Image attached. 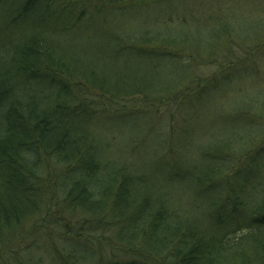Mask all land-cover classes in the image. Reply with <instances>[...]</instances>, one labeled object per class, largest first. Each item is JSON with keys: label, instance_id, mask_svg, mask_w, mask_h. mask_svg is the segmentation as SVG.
<instances>
[{"label": "trees", "instance_id": "trees-1", "mask_svg": "<svg viewBox=\"0 0 264 264\" xmlns=\"http://www.w3.org/2000/svg\"><path fill=\"white\" fill-rule=\"evenodd\" d=\"M185 5L0 0V264H264V34Z\"/></svg>", "mask_w": 264, "mask_h": 264}, {"label": "rangeland", "instance_id": "rangeland-1", "mask_svg": "<svg viewBox=\"0 0 264 264\" xmlns=\"http://www.w3.org/2000/svg\"><path fill=\"white\" fill-rule=\"evenodd\" d=\"M186 5L185 8L193 6L196 12L197 9L200 10H210L211 12H208L207 14H204L200 12L197 14V20L191 23L190 26H184V29H192L195 28L196 34H192L195 42L197 43L198 47L203 48V46L206 44L205 39L211 40L214 38V35L219 32L222 27H226L230 30L231 34L237 41H242V45H237L236 47L241 49L247 48L245 46L251 45V42L254 39H257L261 37L264 34V31L262 29L263 27V21L262 17H264V9L262 12L259 11L258 6H254L252 4H247L245 0H182ZM168 7L160 6L156 11L154 10L153 15L156 17L161 16L165 11H167ZM197 13V12H196ZM262 16V17H261ZM133 16H130L132 18ZM263 20V21H262ZM160 27L152 28L156 31H159L160 29H163L164 27H174L180 25L179 23L170 24L168 22H155ZM164 30V29H163ZM77 32V31H76ZM82 38H85L84 34H81ZM251 37L250 41L245 42V38ZM217 40H212L210 42H216ZM197 53L199 50L195 48ZM217 52H222L221 49L211 47L207 50L208 54H214ZM90 54L87 53L83 57L87 58L86 56H89ZM223 59H225L223 56H221ZM202 67V68H201ZM217 68L216 65L213 66H200V68L197 70V78L195 80H198L199 78H207L211 76L214 72H216ZM224 75L220 78V82L213 88V90L210 92L206 100L217 103L219 105H224L227 102L235 101L239 102L244 97L243 93L236 92L234 90V85L226 84L224 81H227L224 79ZM189 80V79H188ZM261 77H254L252 79L253 83L261 82ZM251 83V82H249ZM242 84L244 82L240 81L239 85L235 86L237 88H243Z\"/></svg>", "mask_w": 264, "mask_h": 264}]
</instances>
